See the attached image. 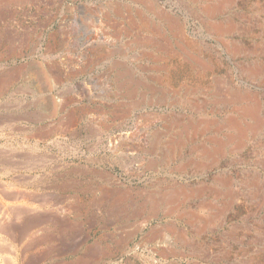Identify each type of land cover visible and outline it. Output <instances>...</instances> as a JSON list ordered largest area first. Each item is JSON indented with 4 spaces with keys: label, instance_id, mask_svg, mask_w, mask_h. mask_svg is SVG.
Here are the masks:
<instances>
[{
    "label": "rangeland",
    "instance_id": "1",
    "mask_svg": "<svg viewBox=\"0 0 264 264\" xmlns=\"http://www.w3.org/2000/svg\"><path fill=\"white\" fill-rule=\"evenodd\" d=\"M0 264H264V0H0Z\"/></svg>",
    "mask_w": 264,
    "mask_h": 264
},
{
    "label": "bare ground",
    "instance_id": "2",
    "mask_svg": "<svg viewBox=\"0 0 264 264\" xmlns=\"http://www.w3.org/2000/svg\"><path fill=\"white\" fill-rule=\"evenodd\" d=\"M141 1V0H140ZM150 4V3H149ZM152 9V8H151ZM154 9V8H153ZM153 11V10H152ZM116 12V11H115ZM154 12V11H153ZM117 15V14H116ZM177 23V22H176ZM133 24V23H132ZM148 24V23H147ZM146 24V25H147ZM134 25H136V24H134ZM150 25V24H149ZM159 29V28H158ZM97 37V36H96ZM95 38V37H94ZM97 39V38H96ZM113 45V44H112ZM119 49V48H118ZM112 51H114V50H112ZM111 51V52H112ZM109 54H111V53H109ZM113 54V53H112ZM115 54V53H114ZM116 54H117V52H116ZM104 55V54H103ZM111 57V56H110ZM171 58V57H170ZM99 59V58H98ZM105 59V58H104ZM97 61V60H96ZM99 63V62H98ZM48 76V75H47ZM47 85V84H46ZM40 92V91H39ZM54 108V107H53ZM103 115V114H102ZM129 116V115H128ZM35 122H37V121H35ZM70 123V122H69ZM238 127V126H237ZM14 128V127H13ZM17 129V128H16ZM61 129V128H60ZM238 129V128H237ZM240 130V129H239ZM62 131V130H61ZM92 132V131H91ZM48 134V133H47ZM195 134V133H194ZM6 193V192H5Z\"/></svg>",
    "mask_w": 264,
    "mask_h": 264
}]
</instances>
